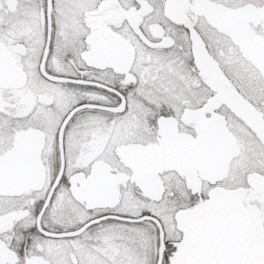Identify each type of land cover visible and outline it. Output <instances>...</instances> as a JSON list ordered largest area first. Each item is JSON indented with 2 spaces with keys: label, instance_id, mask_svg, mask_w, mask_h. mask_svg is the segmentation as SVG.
<instances>
[{
  "label": "snow or ice",
  "instance_id": "snow-or-ice-1",
  "mask_svg": "<svg viewBox=\"0 0 264 264\" xmlns=\"http://www.w3.org/2000/svg\"><path fill=\"white\" fill-rule=\"evenodd\" d=\"M0 264H264V0H0Z\"/></svg>",
  "mask_w": 264,
  "mask_h": 264
}]
</instances>
